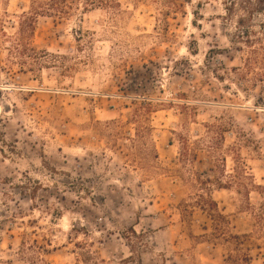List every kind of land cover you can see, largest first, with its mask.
Here are the masks:
<instances>
[{"label":"rangeland","instance_id":"obj_1","mask_svg":"<svg viewBox=\"0 0 264 264\" xmlns=\"http://www.w3.org/2000/svg\"><path fill=\"white\" fill-rule=\"evenodd\" d=\"M0 264H264V0H0Z\"/></svg>","mask_w":264,"mask_h":264},{"label":"trees","instance_id":"obj_2","mask_svg":"<svg viewBox=\"0 0 264 264\" xmlns=\"http://www.w3.org/2000/svg\"><path fill=\"white\" fill-rule=\"evenodd\" d=\"M184 156L186 157V151H185V153H184ZM183 156V157H184ZM202 197H204V195H202ZM207 199L210 201V203H211V207H213L212 209H211V211H214L215 212V214H210L211 215V219L212 220H214L213 219V217H217V218H221V220H222V222L224 223H227V221L224 219V217H223V215L222 214H220L219 213V211L217 210V206H216V204H215V202L213 201V200H211V198H210V195H208L207 194ZM218 224H215V231L217 230V234L215 233V234H213L214 236L213 237H216L217 238V236L216 235H218V232H219V230H218ZM222 235H224V234H222ZM223 238V240H227V238H233V239H236L237 241H236V244H239L240 243V236L239 235H237V234H230V233H228L227 234V236H222ZM244 257H248V256H244ZM243 259V258H242Z\"/></svg>","mask_w":264,"mask_h":264}]
</instances>
